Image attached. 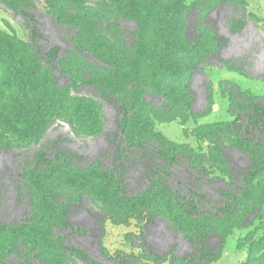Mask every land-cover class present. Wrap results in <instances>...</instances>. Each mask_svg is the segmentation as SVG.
<instances>
[{"label": "rangeland", "instance_id": "374dc122", "mask_svg": "<svg viewBox=\"0 0 264 264\" xmlns=\"http://www.w3.org/2000/svg\"><path fill=\"white\" fill-rule=\"evenodd\" d=\"M3 1L0 0V32L18 49L31 45L32 53L51 71L54 88L63 89L69 101L92 99L96 103L99 128L96 133H88L69 111H61L50 117L38 136L31 140L19 141L12 134L0 137V224H19L31 219L32 190L41 212H44L42 202L53 192L57 200L63 202L64 209L50 200L49 204L57 212L46 215L55 216L62 211L59 216L64 217L66 224L54 226L55 222L44 220L48 226L46 243L20 242L15 252L1 259L0 264H52L55 261L156 264L153 260L161 262L168 256L163 264H178V260L203 264L201 254L216 256L212 264H246L250 252L257 264H264V221L235 230L225 243L220 234L197 241L188 230L175 227L166 218L143 224L131 220L130 226L115 225L108 218V210L88 193L89 190L71 188L59 180L43 181L41 186L28 188L26 181L34 172L31 169L40 167L41 155L49 162L59 159L63 162V171L71 170L72 164L62 161L68 158L82 168L96 161L107 168L122 166L130 195H137L146 188L147 162L140 161L135 154H126L121 160L117 158L122 138L119 105L106 89L110 86L105 75L109 67L86 50L89 44L75 28L57 21L50 3L89 15L96 32L121 54L125 69L137 54L141 25L124 12L123 0H26L19 10ZM242 2L244 6L224 0L183 2L180 37L187 49L178 55L192 70L185 74L181 84L190 91L193 111L189 113L186 108L161 97L146 95L148 105L141 116L138 115L167 140L207 152L208 144L195 138L199 124L232 120L228 114L229 101L220 88L222 82L228 81L243 91L264 96V0ZM64 60L68 63L66 68L62 65ZM235 66L243 70L237 71ZM5 76L0 62L3 101L15 93L3 83ZM125 88L127 98L132 101L127 85ZM253 132L254 137H259L256 130ZM1 140L9 144L3 145ZM224 156L223 169L233 178L218 171L209 177L201 176L186 163L179 162L170 168L173 175L169 183L183 195L196 192L202 212L221 213L227 202L222 192L230 190L239 195L245 186V175L254 167L253 156L237 147L226 146ZM154 161L160 162L156 158ZM258 183L264 186V172L256 177L255 184ZM248 218H252L251 214ZM130 235L133 237L128 240ZM240 243L243 244L241 249L238 248Z\"/></svg>", "mask_w": 264, "mask_h": 264}, {"label": "trees", "instance_id": "16d2710c", "mask_svg": "<svg viewBox=\"0 0 264 264\" xmlns=\"http://www.w3.org/2000/svg\"><path fill=\"white\" fill-rule=\"evenodd\" d=\"M123 1L124 12L141 25L137 54L126 69L121 54L96 32L89 15L66 10L53 2L50 7L57 21L75 28L89 44L86 50L109 67L105 75L106 83L110 86L106 89L119 105L122 138L117 158L121 160L126 154H135L140 161L147 162L146 188L137 195H130L122 166L120 169L107 168L96 161L82 168L75 165V160L68 158V161H62L71 163V170L63 171V162L57 158L49 162L44 155L39 157L40 167L31 169L34 172L29 180L26 179L27 186H41L43 181L59 180L71 188L89 190L88 193L108 210V218L115 225L130 226L131 220L143 224L156 218H166L175 227L188 230L197 241L220 234L225 243L235 230L264 221V186L255 184L256 177L264 172V96H255L233 83L222 82L220 88L229 101L228 114L232 120L205 124H199L197 120L200 126L194 133L195 138L200 143L208 144L206 153L187 144L171 142L155 132L148 120L138 118L148 105L146 95L161 97L173 105L186 108L189 113L193 111L190 91L181 84L185 74H190L192 70L178 55L187 49L180 37L185 0ZM224 1L244 6L242 0ZM3 2L19 10L26 0ZM77 45L82 47L79 42ZM32 52L34 49L31 45L18 49L0 32V62L6 71L3 83L15 91L9 100L0 98V137L12 134L19 141L31 140L38 136L50 117L61 111H69L86 132L96 133L99 128L96 103L87 98L69 101L63 89L54 88L51 71ZM62 65L66 68L68 63L64 60ZM235 68L237 71L243 70L237 66ZM126 85L132 101L126 96ZM254 130L259 137H254ZM1 142L3 145L9 144L5 140ZM226 146L249 153L253 156L254 167L245 175V186L240 189L241 193L235 195L230 190L222 192L227 197L225 208L221 213L207 214L200 210V196L196 192L189 191L183 195L171 186L168 180L173 175L170 168L184 162L201 176L209 177L218 171L233 178L223 169L226 166ZM154 158L160 162L154 161ZM57 198L50 192L49 199L42 202L44 212H41L32 190L30 202L34 209L31 219L19 224H0V260L14 253L20 242L44 245L48 227L44 220L55 222L54 226L66 225L64 217L59 216L62 211L55 216L46 215L57 212L49 204L50 200L63 207V202ZM249 214L252 218H248ZM132 237L130 235L128 240ZM241 247L242 243L238 245L239 249ZM70 251L76 253V250ZM199 257L203 264H212L216 256L201 254ZM168 258H163L161 262L153 261L163 264ZM52 264L63 263L55 261ZM139 264L148 263L139 261ZM178 264L191 263L178 260ZM246 264H257L253 253H249Z\"/></svg>", "mask_w": 264, "mask_h": 264}]
</instances>
